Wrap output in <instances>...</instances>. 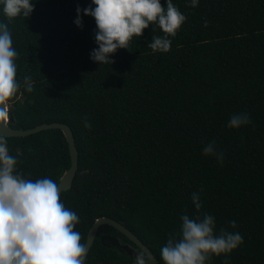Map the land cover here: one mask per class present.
Instances as JSON below:
<instances>
[{"label":"trees","instance_id":"obj_1","mask_svg":"<svg viewBox=\"0 0 264 264\" xmlns=\"http://www.w3.org/2000/svg\"><path fill=\"white\" fill-rule=\"evenodd\" d=\"M33 3L28 17L9 18L0 8L18 51L21 83L7 99L8 125L60 121L72 129L78 167L60 198L80 217L81 241L97 218L110 216L150 248L155 264H165L160 249L179 231L181 214L208 212L217 231L244 237L208 264H264V0H199L195 6L174 0L186 20L170 37L171 48L149 47L152 36L163 35L151 22L129 48L110 54V64L90 58L98 46L95 18L81 13L82 26L74 22L77 5L90 0ZM241 111L251 122L229 127L230 116ZM5 137L10 153L19 154L16 171L26 178L58 183L70 165L59 128ZM211 140L224 152L222 163L202 152ZM123 244L138 249L113 226L100 225L84 264H133L135 254Z\"/></svg>","mask_w":264,"mask_h":264},{"label":"clouds","instance_id":"obj_2","mask_svg":"<svg viewBox=\"0 0 264 264\" xmlns=\"http://www.w3.org/2000/svg\"><path fill=\"white\" fill-rule=\"evenodd\" d=\"M189 2L195 6L199 0ZM0 8L9 18L28 17L34 3L0 0ZM76 13L77 26H82L81 13L95 18L94 40L98 46L90 50V58L106 64L113 60L110 54L118 48H129L131 38L140 36L151 22L159 25L163 35L152 36L149 47L168 51L170 37L186 20L174 0H166L165 4L161 0H90L83 8L78 4ZM17 56L8 25L0 21V103L7 102V115V99L21 87ZM24 81L26 90L31 91L30 78L26 76ZM250 122V115L241 111L233 113L227 125L238 128ZM84 125L90 128L91 122L85 119ZM202 152L214 155L218 162L224 160V152L215 140L207 142ZM18 158L19 154L10 153L7 138L0 134V264H84L87 249L75 228L80 219L77 212L65 206L56 181L48 176L29 179L16 171ZM191 199L196 209L202 207L199 192L194 191ZM180 219L179 231L169 234L161 246L160 256L165 264H208L212 255L230 253L244 239L239 231L224 227L217 231L216 218L208 212L192 216L183 213ZM228 223L235 227L237 222ZM124 245L136 252L133 264H155L149 251Z\"/></svg>","mask_w":264,"mask_h":264},{"label":"water","instance_id":"obj_3","mask_svg":"<svg viewBox=\"0 0 264 264\" xmlns=\"http://www.w3.org/2000/svg\"><path fill=\"white\" fill-rule=\"evenodd\" d=\"M0 134L4 136H24L34 132H37L42 129L48 128H59L62 130L63 134L68 143L69 155H70V165L61 175L57 185L60 189V193L63 190L69 189L72 185L73 178L77 171L78 167V149L76 147L75 138L72 132V129L67 123L60 121H52V122H42L33 127L29 128H14L8 125V115H7V102L0 103ZM102 224H108L116 228L119 232L123 233L128 239H130L138 248H144L146 251H149L153 254V252L146 246L144 242H142L136 234H134L129 228H127L124 224L119 222L118 220L110 217V216H101L97 218L93 224L90 226L85 240V248L87 249L86 255L84 258V262L86 260L87 254L90 250L91 245L94 242L95 236L98 232V228ZM101 240L109 239L114 242H118V239L113 236L102 235ZM124 247L131 253L136 254L135 250L131 247L124 245ZM154 256V254H153ZM154 260L156 262L155 256Z\"/></svg>","mask_w":264,"mask_h":264},{"label":"rangeland","instance_id":"obj_4","mask_svg":"<svg viewBox=\"0 0 264 264\" xmlns=\"http://www.w3.org/2000/svg\"><path fill=\"white\" fill-rule=\"evenodd\" d=\"M8 101V100H7Z\"/></svg>","mask_w":264,"mask_h":264}]
</instances>
